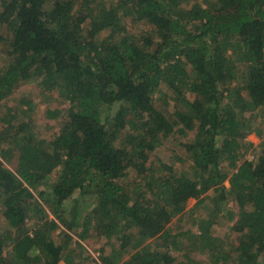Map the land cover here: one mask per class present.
I'll return each mask as SVG.
<instances>
[{
  "label": "trees",
  "instance_id": "obj_1",
  "mask_svg": "<svg viewBox=\"0 0 264 264\" xmlns=\"http://www.w3.org/2000/svg\"><path fill=\"white\" fill-rule=\"evenodd\" d=\"M91 1L0 0V101L33 80L68 103L52 136L14 106L0 115V264H86L90 228L116 239L100 264H203L178 254L191 228L170 222L210 190L189 249L264 264V140L238 158L264 125V0H98L101 15ZM126 20L146 28L129 33ZM175 132L193 136L166 155ZM228 199L232 245L211 232ZM131 232L148 243L127 248Z\"/></svg>",
  "mask_w": 264,
  "mask_h": 264
},
{
  "label": "rangeland",
  "instance_id": "obj_2",
  "mask_svg": "<svg viewBox=\"0 0 264 264\" xmlns=\"http://www.w3.org/2000/svg\"><path fill=\"white\" fill-rule=\"evenodd\" d=\"M102 4L104 6H108L111 0H101ZM191 2L198 1L201 2L202 0H190ZM92 2V1H91ZM98 0L93 1L89 8L91 9L92 15H101L102 14V6ZM77 6L74 7L76 9ZM89 18V17H88ZM125 25L127 26V30L129 33L135 34L138 32V30H141V28H146L143 24H137L132 22L131 20H126ZM4 56L2 55V47H0V66L2 65ZM171 99V95L168 96V100ZM24 102V103H23ZM29 102L31 103L30 107H28ZM67 102L61 101L58 97V92L56 89L51 90H45L41 87H38L33 80L26 82L24 84H21L18 86L12 96L8 99L0 101V115L5 114L7 108L14 106L16 109L18 108V113L20 114L19 118L21 120L29 118L31 126L33 130L36 132V134L40 137L43 136H52L55 133H57L62 125L61 121L64 118L68 106ZM48 108H58L59 111L62 113V116L57 118H51L47 116V110ZM262 127V128H261ZM261 134L258 135L254 132L247 133L245 140L241 143L239 149H238V158L239 162H241L244 159H251L255 154V147L261 143V141L264 140V125H261ZM126 132H122V141L124 142L125 138H127ZM193 135L192 133H189L187 137H182L179 133H173L169 135L164 142L159 146L163 153L166 155L172 154V152H175V144L179 140H186L187 138H191ZM251 142H254L251 144ZM129 146V145H127ZM4 164L7 165L6 161H4ZM191 164L192 159L188 156L184 158V168L186 171L191 173ZM8 166V165H7ZM227 172L230 174L234 168H226ZM54 175V174H52ZM52 176H50V179ZM213 192L210 190L207 193L203 195L204 202L200 205V209L198 211L192 210L194 202H189L187 206H185V209L182 214L176 215L174 218H172L170 222L171 230L174 233L178 232H185L186 228H191V231L185 232L182 238L183 244V250L179 251L178 254H181L183 251L189 250L191 252V257L194 259H198L203 264H209V256L204 255V253H200V251L189 249V238H193V234L199 233V229L197 226V223L195 222V219L197 216H206L207 214V208H205V204H210V198L213 197ZM76 196V194H74ZM85 202L89 204L94 200L95 198H91V196H84ZM69 201H67L64 204V207L68 206ZM213 206V204L211 205ZM89 208H87L85 211L82 212V216L85 215V212H87ZM191 210H192V217H191ZM237 211L238 207L234 200L228 199L227 203L222 206V211L219 213L217 222L212 226L211 232L213 236L218 237L220 242H223L224 244H227L224 242V240L228 241L230 245L233 243V238L237 237L236 232L232 231L231 227L237 218ZM234 213L232 217H229V214ZM206 218V217H205ZM58 230H56L54 233H57ZM53 233V234H54ZM90 236H88L86 239L81 241L84 249V254L89 256V258L85 261L86 264H100L98 259V249L100 246L107 244L109 245V241L115 242L116 239L111 237L110 240L106 239L103 235H98L96 231L93 230V228H90L89 230ZM148 243V240L141 241L139 243V237L137 236L136 232H131V238H130V248L135 245H140ZM106 245V246H107ZM228 245V244H227ZM109 249V247L107 246ZM126 258V256H125ZM229 263V261H228Z\"/></svg>",
  "mask_w": 264,
  "mask_h": 264
}]
</instances>
